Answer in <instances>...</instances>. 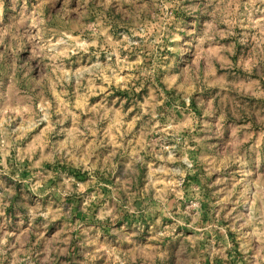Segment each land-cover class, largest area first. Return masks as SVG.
<instances>
[{
	"label": "rangeland",
	"instance_id": "obj_1",
	"mask_svg": "<svg viewBox=\"0 0 264 264\" xmlns=\"http://www.w3.org/2000/svg\"><path fill=\"white\" fill-rule=\"evenodd\" d=\"M0 264H264V0H0Z\"/></svg>",
	"mask_w": 264,
	"mask_h": 264
}]
</instances>
